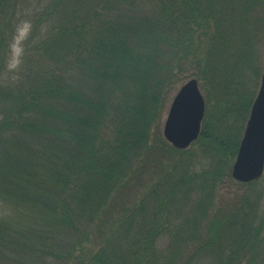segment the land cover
Wrapping results in <instances>:
<instances>
[{"label":"trees","instance_id":"trees-1","mask_svg":"<svg viewBox=\"0 0 264 264\" xmlns=\"http://www.w3.org/2000/svg\"><path fill=\"white\" fill-rule=\"evenodd\" d=\"M263 66L264 0H0V264H264L261 183L231 173ZM191 77L208 105L178 148Z\"/></svg>","mask_w":264,"mask_h":264},{"label":"water","instance_id":"water-1","mask_svg":"<svg viewBox=\"0 0 264 264\" xmlns=\"http://www.w3.org/2000/svg\"><path fill=\"white\" fill-rule=\"evenodd\" d=\"M206 101L199 80L192 77L181 84L173 97L163 134L175 147L186 148L198 137L205 115ZM264 173V70L254 99L232 176L239 181L258 180Z\"/></svg>","mask_w":264,"mask_h":264},{"label":"rangeland","instance_id":"rangeland-1","mask_svg":"<svg viewBox=\"0 0 264 264\" xmlns=\"http://www.w3.org/2000/svg\"><path fill=\"white\" fill-rule=\"evenodd\" d=\"M29 28H30V25H29L28 22L20 26L19 31H18V35L15 38L14 45L12 47V49H13L12 51L13 52H12V58H11L9 64H8L9 68H16L21 63L20 56H21V53H22V42L24 41L25 38L28 37ZM263 70H264V66L262 67L261 74H262ZM230 75H231L230 77H232L233 80L236 79V77H237L235 74H230ZM260 81H261V76H260ZM199 84H200L201 91H202V93H203V95L205 97L206 108H207V105H208V102L206 100L207 99V97H206L207 90L204 89V85H202L201 81H199ZM219 85H221V83L218 84V86L216 88L215 87L213 88V86L211 87L212 89H214V91H212V89H211V92L213 93V100L210 101V105H213V104H217L218 105L219 102H221L220 104H224V105L227 104L226 101H225L226 96L224 94V91H227V90L226 89H219V88H221V86H219ZM249 85L250 84L248 83V80H246V82H244L242 85H239V87H240L239 90L241 89V93H242V88L249 87ZM180 86H181V84L176 86V89L171 94V99L169 100L167 107H165V109H164L162 125H161L162 133H163V127H164V123H165V120H166V117H167V114H168V110H169L170 104L172 102V99H173L174 95L176 94V92L180 88ZM258 89H259V87L257 88V92H258ZM230 97L231 96H229V98ZM191 146H192V144L190 146H188V147H191ZM188 147H186V148H188ZM257 181H259L261 184H259L257 186L256 190L259 189L261 191V195H262L261 196L260 194H258V198H261V203L264 206V173L261 176V178L258 179ZM193 200H195V198L188 201L187 206H185L183 208V211L179 214L178 220H180V219H182V218H184L186 216L188 210L190 209V207L193 204ZM169 241H170V239H169L168 236L163 237L160 240L159 246L161 248H164V247H166L169 244Z\"/></svg>","mask_w":264,"mask_h":264}]
</instances>
